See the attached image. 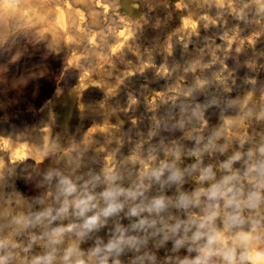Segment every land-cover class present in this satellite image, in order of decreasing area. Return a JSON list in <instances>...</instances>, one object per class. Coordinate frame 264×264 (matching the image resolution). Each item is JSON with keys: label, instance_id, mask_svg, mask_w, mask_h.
I'll return each instance as SVG.
<instances>
[{"label": "rangeland", "instance_id": "1", "mask_svg": "<svg viewBox=\"0 0 264 264\" xmlns=\"http://www.w3.org/2000/svg\"><path fill=\"white\" fill-rule=\"evenodd\" d=\"M207 1L209 0H203L204 4L201 3L200 1V4L199 5L197 4L200 7L196 5V8L202 9L201 13H203V15L206 13L211 14L208 9L209 8L212 9L210 6L213 7V4L210 6H207L205 5L207 4ZM225 1H228L229 3L232 2L231 4L234 8L233 9L234 11L226 10L224 11L225 13L223 12L224 13L223 16L225 17L227 16L226 20H225V17H222L220 19L216 17L217 21H215V25L213 24L214 28L212 27V29L208 32H201V33H198L197 35H192L189 37L185 35H181V34L180 35L176 34L175 35L176 39L172 42L173 44L170 45L171 47L169 46L167 48L170 52L169 53L170 57H168L167 59H160L158 57L160 55V50L158 48L159 45H157L155 41V38L157 39V37H153L151 34L149 35L145 34L142 36L141 38L142 44L140 43L139 45L140 47H138L139 49L136 51L135 56L142 57V60L144 58H147V59L150 58L154 60L155 62V63L152 62L151 64L153 65L156 64L155 66L159 65V68H158L159 71L158 70L154 71V74L156 72V75H155L156 80L154 82H156L158 85H155L156 83H154L153 81L152 83L154 85L152 83H149L146 76L139 77V83H141L139 84L140 86L138 84L136 85L132 81V79L130 80L131 75L133 76L134 74L139 72L137 63L135 61L134 62L136 64L133 62L135 57L128 58L126 62H116L112 60L104 61V60L99 59L98 60L99 63H97L95 66L97 65L102 66L104 69H106L105 71L109 70L110 73L112 72L111 75L109 72H106L107 75H106L105 81H108L107 83L109 85L110 84L112 85L110 86V94H109L110 100H108V102L113 101L112 103L110 102V105L111 104L113 105V107L111 106L113 108L112 110L113 112L111 111L110 114H107L101 119L90 121L86 126L84 124H81L84 121V118L78 115L76 111L73 112L71 118L68 121H64L63 117H61L60 115L57 116V120L55 124L56 126L55 129L57 131L64 133L65 132L64 130L66 128L67 130L71 128L67 132L68 133L67 136L69 137V139L67 140L68 142L66 141L67 145L63 147L65 151L63 149H59L58 151L61 153L62 152L69 153L70 151L71 153L69 154H71L72 156H76V154H78V148L80 149L82 147H85V148L89 147L86 144L87 142L85 138L86 131L94 132V131H98V129L102 130L104 125H109L110 127L113 126L112 127L113 130L109 132L110 134L108 133L106 138L98 137L99 138L98 139L97 137L95 138L91 137L90 139V142H91L90 147L93 146L92 148L93 150L101 149L102 150L101 152L105 155L106 158H108L107 162L108 164L109 163L110 164L106 167V169H104V167L98 164L96 161H93L96 163H93L92 161L90 163L81 162L82 165H80L81 164L80 162L76 163V161H74V159L70 157L67 160L65 159L67 167L64 164V161L62 162L63 164H61L62 167H64V170H66L65 171L66 173H63V175L60 176L61 178L59 177L60 179L58 177L53 178V179L50 177L48 178V175L46 174V172L37 165H31V166L28 165L22 168L17 167L13 169L12 171L5 170V172L3 171L0 174V178H1L0 179V243L3 244V247L0 248V258L3 259V264H37L38 258H39L38 264H48V263L49 264H55V263L56 264H62V263L63 264H76L78 260L83 261V264H191L190 262L192 261V259L198 256L197 253L200 255V253L197 250L201 248H196V247L200 246V244L202 245L203 241L206 242L207 237L205 236L204 238L200 240H193L192 237L196 231L195 226L191 227L190 230L187 232L184 231V225L188 221H190V219L186 215L187 211L186 212L183 211L185 209L187 210L188 204H187V207L183 206L182 199L189 200L193 195L196 194L194 191H191V189H189L188 187L189 184L187 182L191 179V177H194V179L195 178L200 179L202 175L201 174L202 172H198L200 170L197 167L196 168L198 170L195 169L196 165H193V164L191 165V163H194L198 155V153H196L198 151L197 145L202 141L203 142L205 141V143L208 142L207 139L204 138L205 135H206L205 136L206 138L214 136L215 134L213 133L215 130L214 128L219 126V123H220L219 121L221 119L225 118V120L228 119V121L231 122L232 118H235L234 117L235 114L232 113L233 110L231 111V108L229 109L230 111L223 110L224 111L222 114L223 116L219 114L216 115V113L214 112H210V113L208 112L207 115L202 113L203 115L201 114V116H203V118H201V116H198V114L201 113L200 112L201 108L203 106L205 107V103L207 102L210 103V101H207L208 91L212 90L214 87L213 80L210 79L209 81V79H206L207 73L208 72L211 73V69L213 73L215 70H217L218 72L221 71L219 73L224 74L225 75L224 77L226 78L228 74H231L232 72L236 73V66L238 68H241V65H242L241 62L236 63V58L239 56V52H238L239 50L236 49V20H237L236 19V5H235L236 0H231V2L230 0H225ZM241 1L242 0H239L238 2L240 3L239 10L241 9L240 13L242 12V15L245 13L250 14V12H253L255 10L254 7L257 8V4L253 3L252 0H249V1L247 0V2L249 3L251 2V4H248L247 2H245L247 3V5L244 3L246 6H244V4L241 3ZM145 3H146V6H145ZM140 4H141V8L136 13L135 15L136 18L145 16V18L141 17L139 18V20L140 19L141 21L144 20L142 22L146 28L155 29L157 27L156 25L158 24V21L161 18L160 15H156V16L154 15L156 5L151 4L149 2H144L143 0H140ZM204 5H205V8H203ZM180 13H181L180 20L185 21L186 19L189 21L188 23H191L190 21H192V19L195 18V14L193 17L194 12H192L191 10H187V8H185L183 5H181ZM150 16L151 17L153 16V17L151 18ZM148 17L151 19H149ZM183 17H185V19ZM212 19H213V15H212ZM152 23H154L155 25ZM178 23L174 26L175 27L174 31L179 29L181 25V21ZM168 32L169 30L166 31V34ZM237 35L241 40H244L247 38H254L253 41L255 42L256 47H258L256 50L251 51L249 53L250 57L248 56V63L250 62L249 66H251L250 74H249L251 76L250 78L251 89L249 88L248 90L252 93V98L255 101L263 102L264 104V45H263L264 44V24L262 25V27L256 25L254 29L247 31V32L238 31ZM11 37L12 36L7 35V36L0 38V132L3 131V126L1 125V123L4 122L5 120H9V121L12 120L13 121L12 123H19V124L25 123V122H28V123L31 122V124L35 128L37 127L36 130L38 129L39 132L40 131L42 132L46 128V123H47L46 117L44 115H38L37 117L34 111V106H31L33 105L32 102L28 100L27 98H24L21 100L19 96L20 94L18 93L17 89L19 88V85L23 86L25 84L29 88L38 89L41 92V94L45 95L57 84V81L56 79L53 80L52 78L50 79V77H47V76L44 77L45 74L41 71V69L37 68L38 66H40L42 62L40 59L42 56L40 55H42V52L43 54L46 52V49L44 47V42L40 41V39L38 40V38L36 39V37H33V39L31 38L27 40L25 43L21 44L20 46L21 49H20L19 46L17 47L15 46L16 44L11 43V42H15V39ZM2 38L4 41L2 40ZM187 38H189L188 41L186 40ZM35 42H38V43H35ZM2 57L4 58L2 59ZM7 62H10V64H12L13 66H8ZM129 66L132 68H130ZM180 67L183 71L180 69ZM227 68H229L228 71H227ZM206 69H207V72H206ZM185 71H186V74H185ZM42 73H43V77L41 76ZM114 73L116 76L114 75ZM116 73H120V74H116ZM235 73H232V74H235ZM191 75H193L192 76L193 78L191 77ZM113 76H115L114 78L117 80V82L113 80L114 79ZM185 76H186V79H184ZM234 77H236V75ZM142 79H144L142 81L143 83L140 82ZM191 79H194V80H191ZM111 81L113 83H111ZM177 81L181 83H186V86H185L186 89L184 90L181 87H178ZM174 82L176 83V85ZM207 82L209 83L208 85H206ZM150 84L152 85L150 86ZM204 84L206 86H203ZM135 85L139 88H141L143 85L144 86L141 89L137 90ZM161 86L163 89L162 92H161ZM125 87L128 89H126ZM132 89H134L133 92L135 91V93H137L138 91L137 93L138 95L134 94L132 92ZM142 89H144V93H142L143 91ZM140 90L142 91L139 92ZM235 90L236 89H232L231 94L233 93L232 94L233 96L231 95L230 99L235 98V96H237V93L243 94L242 91L236 92ZM124 91H126L127 94ZM127 91H130V94L131 93L134 94L135 98H133L134 95L132 96V94H131L132 97L129 96L130 94ZM145 92L147 93V96ZM164 92H168L170 95L168 94V96L164 99V103L166 105L164 103L163 104L158 103V105H161V107L163 105L162 109H158L157 108L158 105L157 107L152 108L149 102H147L145 99L142 98V95L144 94L148 99L150 97H153V99H156L158 101L159 100L158 98H160V96ZM140 93H141L140 95L141 97L139 96ZM125 94L127 96H125ZM128 96L129 98L131 97L130 98L131 100L132 98L133 100L136 99V97H137L138 102L142 100V102L140 101V103H142L141 105L140 103L136 102L137 108L134 111L131 105V103H133V100L129 102L130 99L128 100ZM98 100L100 101L101 99H98ZM99 101L96 103H99V104L104 103V101L103 102L102 101L99 102ZM138 105H140L139 108H138ZM143 105H145V107ZM53 108L54 110H59V107L57 106L56 102L53 103ZM189 108L191 111L189 110ZM157 109L159 110V112ZM172 109H175V110H172ZM193 110L195 111V113ZM183 112L184 114H182ZM187 112L191 113L190 114L191 117L194 114H195L194 116L198 117V119H195L193 116L192 117L193 120L191 119V122H190V123H193L194 125L193 127L194 129L193 128L190 129L191 135H192L191 136L192 141L190 138L189 141L185 139V140H182L183 142L182 141L178 142L177 147L180 150L178 152H175L176 150H173V148H170L169 143L172 142L174 139H176L181 131L183 132L185 130L186 125L187 126L189 125V123L184 122L185 116H187L186 115ZM226 112H228L229 115H227ZM177 114H179L180 117ZM211 114H213V116H211ZM127 115L129 118L127 117ZM16 116H17V119L15 118ZM225 116H229L231 118L225 117ZM236 116H238V113H236ZM206 117L209 118L210 120L207 119ZM202 119H205V120L203 121ZM128 120H133L134 122H130ZM199 120L203 121L204 123L207 122L208 124L205 123V125L207 124L208 126L203 129L202 125L204 123L200 122ZM217 121L218 123H216ZM248 121L249 120L242 121L243 123L247 125L248 128L244 127L237 133V136L240 139H239V144L236 147L237 148L236 153L232 151L230 152V150L227 149V148L230 149L231 147L230 142L225 141V140L223 141L224 145L230 144V145H227V148H226V152L228 153L230 152L231 154V155L229 154L230 159L232 157L235 158L234 154H236V167L233 168V170L236 173L232 172L230 175L228 173V177L232 179L230 181H233V177L235 178L236 174L238 175V176L236 175L237 176L236 178H239L242 176H243L242 178H244V176L246 175V177L249 176V178L255 180V177H254L255 175L250 172V169L260 164H264V136H263L264 135V114L253 118L252 120L253 127L247 124ZM182 123H185L186 125ZM205 125L203 126L205 127ZM181 126H184V127H181ZM239 126L230 125L228 127L229 129L228 133L230 134L226 132L228 136L231 135V137L233 136L236 137L235 136L236 133L234 134V132L235 130L237 131L238 129L237 127ZM249 128L250 129L254 128V130L251 129V132H250ZM199 129L201 131H199ZM210 129L213 131H211ZM192 133L193 134L195 133V135H193ZM226 133L225 135H227ZM200 135H202L203 138ZM240 136L243 139H241ZM215 139L217 138H214V141H217ZM248 139L251 141H249ZM137 140H139L140 142ZM166 142L168 143L166 144ZM178 144H182V145H178ZM167 145L169 146L168 148L170 149L167 148ZM206 145H209V144L206 143ZM239 146L241 147L239 148ZM172 151H174L175 154L174 152L172 153ZM214 152H215V149H214ZM167 156H169V158ZM176 156L178 158L184 157V159L186 160V164H185L186 166L177 165ZM242 160H244L243 163L246 162L244 165H242ZM173 162L176 163L175 164L176 167L174 166V164H172ZM85 164L87 166H85ZM240 164L242 167H240ZM246 164L250 165L248 166L249 169ZM88 165H91L93 168ZM98 166L100 168L103 167L101 168L102 170H100ZM86 167H88L89 169L87 168L88 169L87 170ZM244 167H247V168H244ZM162 168L165 170L159 178L153 175V173H155L156 171ZM176 169L180 173V175L176 179H171L170 176L172 175L173 171H176ZM193 169L196 172L192 171ZM87 172L89 173L90 176L86 175L88 174ZM241 172L244 174L242 175ZM50 179H52L53 181L55 180L56 181L51 182L52 180ZM61 180L69 181L75 187V192L66 197L65 193L63 192L64 185L61 184ZM230 185L231 186L233 185L232 182H230ZM54 186L56 189L52 188ZM187 187L189 190L187 189ZM48 189L49 190L51 189L50 191H53V193L50 192ZM53 189L58 190V192L60 193L58 194V192L57 191L55 192ZM199 190L200 189H196L198 193H201L199 192ZM187 191H189V193ZM106 192L115 193L116 194L115 201L116 203L121 205V207L117 211H114L107 216L104 215V210L106 209L109 203L108 199L104 197ZM192 192L195 194H193ZM51 194L52 195L55 194L56 196L53 195L52 197ZM187 194H190L191 197L190 195H187ZM91 196H92V199L90 201V205L92 204L94 205V207H90L89 211H86L84 215H79V216L76 215L77 210L74 209V207L69 206L68 213L69 212L70 213L67 214L68 216L70 215L69 218L66 214L64 215V217L63 216L56 217L57 210H59L64 205L66 198L69 202H71L77 198L80 199V197L81 199H87L88 197H91ZM200 196L202 197V195ZM156 199H162L164 201V204L166 203L165 206L163 207L164 209L161 208L160 211H156L153 209L150 211L149 209L153 208V202ZM48 209L52 210L51 212L52 216H42L40 221H37L36 217L40 215L41 213L47 211ZM133 209L138 210L137 214L135 215L132 214ZM86 213H87V216H86ZM75 215L78 216V219ZM94 215L97 217L95 224L85 227V224L87 223L88 218ZM52 217H56V219L53 220ZM185 218L189 220L186 221ZM83 219H85V222ZM20 220L28 221L29 224L28 223H23V224L18 223V221ZM65 220L67 222H65ZM142 220L146 221V223L143 224V226H138L140 224V221ZM61 222L64 226L61 225ZM64 223H66V227ZM177 223H180L183 228L180 227L179 230L173 232L172 228ZM23 225L25 228L23 227ZM51 227L54 228L56 231L61 229L60 235L62 237L61 236L58 237V242L60 245L55 244V241H54L55 239H54V236L52 235ZM67 227H71V231L65 230V228L67 229ZM57 228H60V229H57ZM206 228L202 229L201 231L205 233L209 232L210 229L208 227ZM54 229H53V232L55 231ZM69 234L71 236L76 235L75 237H72L74 238L73 242L75 241L74 244L72 245L74 247L77 246L76 249L79 250V252L76 250L77 251L76 254L78 256L77 258H75L72 254L74 253V250H73V246L71 245V242L67 238ZM75 238H77V241ZM177 240L183 241L179 245L180 247L176 245ZM44 242H46L45 244H47L46 245L47 247H45ZM51 242L52 243L54 242V244H52ZM109 244H115V247H113L110 251L108 249ZM57 245L61 247L63 246L62 249H60L61 247ZM55 247L59 251L54 249ZM97 249H99V251H97ZM65 257H67V259H65ZM174 259H175V262H174Z\"/></svg>", "mask_w": 264, "mask_h": 264}, {"label": "bare ground", "instance_id": "2", "mask_svg": "<svg viewBox=\"0 0 264 264\" xmlns=\"http://www.w3.org/2000/svg\"><path fill=\"white\" fill-rule=\"evenodd\" d=\"M143 1L149 2L151 4H155L156 9L154 11L155 12L154 15L155 16L156 15L161 16L160 20L159 21L157 20L158 24L156 25L157 27L155 29L154 28H150V29L146 28L142 22L144 20H142V21H141V19L139 20V18H141V17L145 18V16H141L139 18H136L135 15L141 8L140 0H0V38L7 36V35L12 36L15 39V42H11V43L16 44L15 46H17V47L19 46V48H20L21 44L25 43L27 40H29L31 38L33 39V37H36V39L38 38V40L40 39V41L44 42V47L46 49V52L44 54L42 52V55L39 54L40 56H42L40 58L42 62L40 64V66H38L37 68L41 69V71L45 74L44 77L47 76V77H50V79L51 78L53 80L56 79V81H57V84L45 95L41 94V92L38 89L29 88L25 84L24 85L21 84L23 86L19 85V88L17 89V91L20 94L19 95L20 99L22 100L24 98H27L28 100H30L32 102L33 105H31V106H34V111H35L37 117H38V115H44L46 117V120H47L46 128L44 129V131L39 132L38 129L36 130L37 127L35 128L31 124V122H29V123L25 122V123H21V124L12 123L13 122L12 120L11 121L5 120L4 122H2L1 125L3 126V131L0 132V174L3 171L5 172V170L12 171L13 169H15L17 167L22 168V167H25L28 165H30V166L31 165H37V166L41 167L46 172V174L48 175V178L49 177L52 179L57 178V177L59 178L60 176L63 175V173H66L65 172L66 170H64V167H62V165H61V164H63L62 162L64 161V164L66 165V160L70 157L73 158L74 161H76V163H78V162H80V163L81 162L82 163L89 162L90 163L91 161L92 162L96 161L98 164L102 165L104 167V169H106V167L110 164V163L108 164V162H107L108 158H106L105 155L101 152L102 151L101 149L100 150H96V149L93 150L92 149L93 146L90 147V144H91L90 139H91V137L106 138L108 133L111 130H113V128H112L113 126L110 127L109 125H104L102 130L98 129V131H94V132H87L86 131V133H85V138L87 140L86 144L89 147H86V148L82 147L80 149L78 148V154H76V156H72L71 154H69V153H71L70 151H69V153L68 152H66V153L62 152L61 153L58 151L59 149H63V147H65V145H67L66 141L69 139V137L67 136V134H68L67 132L71 128L68 130L66 128L64 130L65 131L64 133L57 131L55 129L56 128L55 124H56V120H57L58 115L63 117L64 121H68L71 118L73 112L76 111L78 115H80L81 117L84 118V121L81 124H84L86 126L90 121H95V120L101 119L104 116H106L107 114H110L111 111L113 110V108H112L113 105L112 104L110 105V102L112 103L113 101L108 102V100H110L109 99L110 98V95H109L110 94V86H112V85L111 84L109 85L107 83L108 81H105L106 75H107L106 72H109V70L105 71L106 69H104L102 66H98V65L95 66L97 63H99L98 60L101 59L104 61H107V60L111 61L112 60V61H116V62H126V60L128 58L135 57L133 62L135 61L137 63V67H138L139 72H137L133 76L131 74H129V75H131L130 80L132 79V81L136 85L137 84L139 85V84H141V83H139V77L140 76H146L148 82L152 83V81L154 82L156 80L155 79L156 78L155 77L156 72L154 74V71L158 70L159 65L155 66L156 64L155 65L151 64L152 62H154V60H152L150 58H148V59L144 58L142 60V57L135 56L136 51L139 49L138 47H140L139 46L140 43L142 44L141 38L143 35L151 34L153 37H157V39L155 38V41H156V44L159 45L158 48L160 50V55L158 57L160 59H167L168 57H170L169 56L170 52L167 48L171 44H173L172 42L176 39L175 38L176 34L177 35L181 34V35H185V36L189 37L192 35H197L198 33H201V32H208L212 29L213 24L215 25V21H217L216 17H218L219 19L222 17H225V16H223V14L225 13L224 11H226V10L232 11L234 9L232 4H231L232 3L231 0H230L231 3H229L228 1H225V0H209L210 2L207 1V4H205V5L210 6L213 4V7L210 6L212 9H210V8L208 9V7H207V9L209 10V12L211 14L206 13L204 15H203V13H201L202 9L196 8V5L197 4L199 5L200 1H201V3L204 4L203 0H143ZM238 1L239 0H236V4H235L236 5V19H237L236 20V49L239 50V51L236 50L239 52V56L236 58V63L241 62L243 66L241 65V68H238L236 66V73L232 72L235 74L231 73V74H228V76L226 75L230 79L227 77L225 78L224 74L219 73L221 71L218 72L217 70H215L216 71L215 72L213 70L214 71V73H213L212 69H211V73H209V72L207 73L206 79H209V81H210V79H212L213 83H214V87L212 90L208 91L207 101H210V103L209 102L205 103V107L203 106L201 108V111H200L201 113L198 112L199 113L198 116H201L202 113L207 115L208 112L209 113L214 112V113H216V115L219 114V115L223 116L222 115L224 112L223 110L226 111V110H229L231 108V111L233 110L232 113L235 114V116L233 115L235 118H232V120L233 119L234 120L233 121L231 120V122H232L231 123L230 121H228L227 118H226L227 120H225V118L222 117L223 119H221L219 121L220 122L219 126L216 128L213 127L215 129L213 132V133H215L213 137L217 138V139H215L217 141H214V138L212 136L209 138L208 137L206 138L205 137L206 135H205L204 138L207 139L208 142H206V143L209 145H206L205 141L204 142L202 141L197 145L198 151L197 152L195 151V152L198 153V155H197L194 163H191V165L192 164L196 165L195 169L198 168L200 170L198 172H202L201 174L204 173L205 169H211V178L201 180V179H196V178L194 179V177H191V179L188 182L187 181L186 182L189 184V186H188L189 189H191V191H194L196 194L198 193V191H196V189H200L199 192L202 193L204 191H207L212 185L219 186V185L226 183L227 187L232 188V192L229 193V196H233L235 194L236 199L242 201V200H246L248 198V194L250 191L253 190V188L256 184V180L249 178V176L246 177V175L244 176V178H242L243 176L236 178L238 176L237 174H236L237 176L235 175V178L233 177V181H230L232 179H230L228 177V173L230 175L232 172H235L233 170V168L236 167V154H234V153H236V151H237L236 147L238 146L239 139H240L237 136V133H238V131H240L244 127H247V125L242 122L243 120H249L247 124L251 125L253 127V123H252L253 118H255L256 116H261L264 114V104H263V102L255 101L252 98V93L248 90L249 88L251 89V83H250L251 76L249 75L251 66H249L250 62L248 63V56L250 57L249 53L251 51L256 50L258 47H256L255 42L253 41L254 38H247V39L241 40L238 37L237 32L238 31H242V32L250 31V30L254 29L256 25L262 27V25L264 24V0H252L253 3L257 4V8L254 7L255 10L253 12H250V14L245 13L243 15H242V12L240 13L241 9L239 10L240 3ZM245 2H247V0L241 1V3H243V4ZM247 3L251 4V2L250 3L247 2ZM247 3H245V4L247 5ZM245 4H244V6H246ZM181 5H183L185 8H187V10H191L192 12H194L193 17L195 14V18H193V19L191 18L192 19V21H190L191 23H188L189 21L186 20L185 17H183L185 19V21L180 20ZM205 5L203 6V8H205ZM145 6H146V3H145ZM198 7H200V6H198ZM212 15H213V19H212ZM226 17H225V20H226ZM151 18H149V19H151ZM180 21H181V25H180L179 29L174 31V28H175L174 26ZM222 21H221V23H222ZM227 22H228V20H227ZM219 23H220V21H219ZM149 24H151V23H149ZM149 24H147V25H149ZM152 24H154V23H152ZM167 30H169V32L166 34ZM158 36H159V38H158ZM148 38H149V36H148ZM188 39L189 38H187L186 40L188 41ZM2 40H3V38H2ZM38 42H35V43H38ZM22 48H23V46H22ZM233 48H234V46H233ZM32 49H34V48H32ZM17 50H19V49H17ZM233 52H235V51H233ZM3 58L4 57H2V59ZM7 65L13 66L12 64H10V62H7ZM202 65H203V63H202ZM130 68H132V67H130ZM180 69H181V67H180ZM224 69H226V68H224ZM228 69L229 68H227V71H228ZM135 71H136V69H135ZM193 71H194V69H193ZM206 72H207V69H206ZM43 73L41 75L42 77H43ZM111 73H110V75H111ZM126 73H128V72H126ZM157 73H159V72H157ZM178 73H177V75H178ZM116 74H120V73H116ZM185 74H186V71H185ZM114 75H115V73H114ZM235 75H236V77H234ZM115 76H113V78ZM188 76H190V75H188ZM192 76L193 75H191V77ZM108 77H110V76H108ZM108 77H107V79H108ZM110 78H112V77H110ZM118 78H119V76H118ZM184 79H186V76L184 77ZM43 80H44V78H43ZM113 80H115L117 82V80L115 78ZM143 80L144 79H142L140 82H142ZM189 80H190V78H189ZM191 80H194V79H191ZM109 81H110V79H109ZM112 81H111V83H113ZM178 82L179 81H177L178 87H181L182 89L185 90L186 89V87H185L186 83H181V82L178 83ZM154 83H156V82H154ZM162 83H163V81H162ZM152 84H150V86ZM208 84L209 83L207 82L206 85H208ZM155 85H158V84L156 83ZM175 85H176V83H175ZM206 85L204 84L203 86H206ZM141 88L136 86L137 90L141 89ZM126 89H128V88H126ZM134 89H132V92ZM144 89H145V87H144ZM144 89H142L143 91L140 90L139 92L142 91V93H144ZM232 89H236L235 90L236 92L242 91L243 94L237 93V96H235V98L231 97L233 99H230V96L233 94V93L231 94ZM162 90L163 89L161 86V92H162ZM124 92L126 93V91H124ZM127 92H129V94H130V91H127ZM133 93L137 94L138 91H137V93H135V91ZM126 94H125V96H127ZM131 94L129 96H131ZM134 94H132V96ZM168 94H169L168 92H164L160 96V98H158L159 99L158 101L156 99H153V97H150L148 99L146 97L147 93H146V96L143 94L142 98L145 99L147 102H149L150 106H152V108H153V107H157L158 103L163 104L164 99L168 96ZM140 95H141V93L139 94V96ZM118 96H119V94H118ZM125 96H123V97H125ZM129 96H128V100L132 97L131 96L129 98ZM133 98H135V95L133 96ZM133 98H132V100H133ZM98 99H101L100 101H102V102L104 101V103H102V104L96 103L99 101ZM132 100L130 99L129 102ZM135 100H137V97H136V99L133 100V103H131V105L133 107V111L137 108L136 102H138V100L137 101H135ZM181 100H182V98H181ZM140 101L142 102V100H140ZM140 101L138 103H140ZM54 102H56L57 106L59 107V110H54V108H53ZM141 104L142 103H140V105ZM140 105H138V108ZM154 105H156V106H154ZM165 105H164V107H165ZM143 106L145 107V105H143ZM146 107H148V106H146ZM162 107H163V105H162ZM162 107H161V105H158L157 108L162 109ZM172 110H175V109H172ZM189 110H190V108H189ZM125 112H123V113H125ZM158 112H159V110H158ZM170 113H171V111H170ZM194 113H195V111H194ZM194 113H192V114H194ZM226 113H227V115H229L228 112H226ZM236 113H238V116H236ZM182 114H184V112ZM190 114H191L190 112H187V114H186L187 116H185V121H184L186 123H189V125L187 126L185 123H182V124L186 125L185 130L183 132L181 131L180 134L177 136V138L175 137L176 139L173 140V138H172L173 141L171 140L172 142L169 143L170 148H173V150H176L175 152H178L180 150L177 147L178 142L185 140V139L189 141L190 138L192 141V137H191L192 135H191L190 129L193 128L194 125H193V123H190V122H191V119L193 120L192 117L195 114L192 117ZM177 115H179V114H177ZM211 116H213V114H211ZM127 117H128V115H127ZM179 117H180V115H179ZM225 117H229V116H225ZM15 118L17 119V116ZM194 118L198 119V117H196V116H194ZM201 118H203V116H201ZM229 118H231V117H229ZM205 119H202V120L204 121ZM207 119H209V118H207ZM182 120H184V119H182ZM128 121L134 122L133 120H128ZM203 121H200V122L204 123ZM205 123H207V122H205ZM205 123L203 125H205ZM216 123H218V121ZM146 124H148V123H146ZM207 124L205 125V127L202 125V128L203 129L206 128L208 126ZM258 124H259V122H258ZM230 125L231 126L232 125L233 126H237V125L239 126L240 125L239 127H237L238 129L235 128V129H237V131L235 130V132H234V134L236 133V135H235L236 137H234V136L231 137V135L228 136V134H230V133H228V131H229L228 127ZM2 126H1V128H2ZM181 127H184V126H181ZM81 128H82V126H81ZM251 129L254 130V128H251ZM251 129H250V132H251ZM245 130H246V128H245ZM199 131H201V130L199 129ZM205 131H206V129H205ZM211 131H213V130H211ZM230 131H231V129H230ZM71 132H72V130H71ZM225 133L227 135H225ZM193 135H195V133ZM200 136H202V135H200ZM200 136H199V138H200ZM172 137H174V136H172ZM202 138H203V136H202ZM241 139H243V138L241 137ZM224 140L230 142L231 145L227 144V145L231 146V147L228 146V147H230V149L227 148V145L223 144ZM137 141H139V140H137ZM249 141H251V140H249ZM228 142H226V143H228ZM167 143L168 142H166V144ZM178 145H182V144H178ZM169 146L167 145V148ZM240 147L241 146H239V148ZM170 148H168V149H170ZM226 148L228 150H230V152L231 151L234 152L233 154L235 155V158L232 157L233 159L232 158L230 159V157H229L230 152L229 153L226 152ZM214 149H215V152H214ZM249 150H250V148H249ZM169 152H170V150H169ZM173 152L174 151H172V153ZM175 152H174V154H175ZM178 156H179V154H178ZM167 157L169 158V156H167ZM237 157H238V155H237ZM176 159H177L176 160L177 165L184 166L186 164V160L184 159V157H179V158L177 157ZM243 161L244 160H242V165H244L246 163V162L243 163ZM96 162H93V163H96ZM170 162H172V161H170ZM82 163L80 165H82ZM176 163L173 162L172 164H174V166H175ZM226 165H228V167H226ZM85 166H87V165L85 164ZM88 166H91V165H88ZM248 166H250V165H247V167ZM66 167H67V165H66ZM103 167H101V168H103ZM240 167H242L241 164H240ZM247 167H244V168H247ZM87 168L88 167H86V169ZM101 168H100V170H102ZM193 168H194V166H193ZM177 169H176V171H177ZM184 169H182V170H184ZM248 169H249V167H248ZM80 171H81V169H80ZM192 171H194V169ZM89 172H91V171H89ZM194 172H196V171H194ZM243 174L244 173H242V175ZM86 175H89V173ZM52 179H50V180H52ZM103 179H101V180H103ZM252 180H254V181H252ZM55 181L52 180L51 182H55ZM230 182H232V184H233L232 186L230 185ZM77 184H78V182H77ZM56 187H57V185H56ZM179 187H180V185H179ZM188 187H187V189H188ZM52 188H55V186ZM84 189H86V188H84ZM54 191L58 192V190H54ZM50 192L53 193V191H50ZM187 192L189 193V191H187ZM59 193L60 192H58V194ZM195 193H193V194H195ZM62 194H63V192H62ZM53 195L56 196L55 194H53ZM53 195H52V197H53ZM161 195H163V194H161ZM187 195H190V194H187ZM14 197H15V195H14ZM59 197H60V195H59ZM181 197H182V195H181ZM190 197H191V195H190ZM194 197H195V195H193L189 199V201L194 200ZM80 199H81V197H80ZM213 203L218 204L219 207L215 208V209H209V205L213 204ZM100 204H102V203H100ZM46 208H48V207H46ZM233 209H234V205H230L227 208L225 207V200L223 198H220L217 201H209L205 195H202V197L199 196L198 203L197 202L188 203L187 210L185 209L183 211H185V212L187 211L186 215L190 220H192V219L199 220L201 217L207 215L211 210L216 211L217 212V218L213 222L212 228H214L220 232L224 243L228 247H236L237 251L240 255L248 254L249 256H252V257H254L259 252H264V202L259 203L254 208L242 206L241 207V214H242V218L244 220L243 226H241L239 228L232 227V226L225 228L224 220L226 218V215L229 213H232ZM72 210H73V208H72ZM100 211H102V210H100ZM128 212H129V210H128ZM69 213H67V214H69ZM69 216H68V218H69ZM78 216H76L77 219H78ZM86 216H87V213H86ZM150 216H152V215H150ZM63 217H64V215H63ZM72 217H73V215H72ZM189 219H186V221H188ZM62 220H63V218H62ZM83 220L85 222V219H83ZM65 222H67V221L65 220ZM57 224H58V222H57ZM64 224L66 227V223H64ZM56 225H54V226H56ZM61 225H63L62 222H61ZM54 226H52V227H54ZM7 227H9V226H7ZM23 227H24V225H23ZM53 229L54 228H52V230L50 229L52 233H53ZM57 229H60V228H57ZM102 229H104V228H102ZM69 235L68 236L66 235V236L72 245L75 242V241L73 242L74 238H72V237H75L76 235H74V234H72L74 236H71V235L69 236ZM59 236H61V235H59ZM58 237H54L55 240L53 239L55 241V244H59ZM52 238H53V236H52ZM75 239L77 241V238H75ZM32 240H34V239H32ZM50 240H51V238H50ZM61 240H62V238H61ZM200 242H202V241H200ZM45 243L46 242H44V245H45V247H47L46 246L47 244H45ZM205 243L206 242L203 241L202 245L200 243H198V244H200V246L196 247V245H195V247L196 248H202ZM52 244H54V242ZM59 245H57V246H59ZM56 247L54 249H56ZM59 247H61V246H59ZM62 247L60 249H62ZM69 247H71V246H69ZM76 247L73 246L74 253H72L75 258L78 257L76 254L77 251L79 252V250L76 249ZM214 247H216V246H214ZM52 250H53V248H52ZM57 251H59V250H57ZM197 251L200 253V249H198ZM197 255H199V254L197 253ZM187 256H188V254H187ZM71 257H72V255H71ZM238 260H239V257H238ZM157 262H158V260H157ZM159 262H160V260H159ZM174 262H175V259H174ZM124 263H126V262H124ZM187 263H188V261H187ZM209 264H224V262L221 260V258L219 256H213L209 259ZM239 264H248V261L246 259L245 260H239Z\"/></svg>", "mask_w": 264, "mask_h": 264}, {"label": "clouds", "instance_id": "3", "mask_svg": "<svg viewBox=\"0 0 264 264\" xmlns=\"http://www.w3.org/2000/svg\"><path fill=\"white\" fill-rule=\"evenodd\" d=\"M228 167V165H226ZM165 169H160L153 173L157 178H159ZM250 172L255 175L256 184L252 191L249 192L248 198L246 200H237L235 194L233 196H229V193L232 192V188L227 187V184L222 185H212L207 191H204L202 193L195 194L194 200H183L182 204L183 206H187L188 203L191 202H197L199 201V196L205 195L209 201H217L220 198H223L225 200V207L227 208L230 205H234V209L232 213H229L226 215V218L224 220L225 228L232 226V227H241L244 224V220L242 218L241 214V207L246 206L249 208L256 207L259 203L264 202V164H260L254 168L250 169ZM180 173L178 171H173L171 175V179L178 178ZM211 178V169H205L204 173L201 175L200 179H209ZM61 184L64 185L63 192L65 193L66 197L73 194L75 192V187L67 180H61ZM115 193H105V197L108 199L109 203L106 209L104 210V215H109L114 211H117L121 205L116 203L115 201ZM92 197H88L87 199H75L74 201L69 202L67 198L65 199L64 205L57 210L56 217L63 216L68 213L69 206L74 207V209L77 210V215H83L86 211L90 209V207H94V205H90ZM165 206L164 201L162 199H156L153 202V208L149 209L159 211L161 208ZM218 204H210L209 209H215L218 208ZM137 209H133L132 214H137ZM51 209H48L47 211L41 213L36 217V220L39 221L42 216H51ZM56 217H52V219H56ZM217 218V212L214 210H211L207 215L201 217L199 220L192 219L188 221L184 225V231L187 232L190 230L191 227L195 226L196 231L193 234L192 239L193 240H200L207 237L206 243L204 246L200 249V255L193 258L191 261V264H209V259L213 256H219L221 260L224 262V264H239V260H247L248 264H264V252L257 253L254 257L249 256L248 254L240 255L237 251L236 247H228L220 234L219 231L212 228V224ZM97 220V217L94 215L92 217H89L87 220V223L85 224V227H88L90 225L95 224ZM18 223H28V221L20 220ZM146 221H140V224L138 226H143ZM181 227L180 223H177L173 228L172 231L175 232L179 230ZM208 227L210 229L209 232L205 233L201 231L202 229H205ZM67 231H71V227H68L65 229ZM60 230H57L52 233L54 237H58L60 235ZM183 241L177 240L176 245L179 246ZM216 246V247H214ZM3 247V244L0 243V248ZM115 247V244H109L108 249L109 251ZM99 251V249H97ZM239 257V260H238ZM50 259V258H49ZM67 259V257H65ZM39 261V258H38ZM37 261V264H38ZM0 264H3V259L0 258ZM76 264H83V261H77Z\"/></svg>", "mask_w": 264, "mask_h": 264}]
</instances>
